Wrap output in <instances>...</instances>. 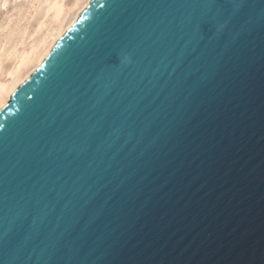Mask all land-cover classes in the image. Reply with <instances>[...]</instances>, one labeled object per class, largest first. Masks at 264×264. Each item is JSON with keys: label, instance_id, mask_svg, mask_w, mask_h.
Listing matches in <instances>:
<instances>
[{"label": "water", "instance_id": "obj_1", "mask_svg": "<svg viewBox=\"0 0 264 264\" xmlns=\"http://www.w3.org/2000/svg\"><path fill=\"white\" fill-rule=\"evenodd\" d=\"M0 264H264V0H90L0 107Z\"/></svg>", "mask_w": 264, "mask_h": 264}, {"label": "bare ground", "instance_id": "obj_2", "mask_svg": "<svg viewBox=\"0 0 264 264\" xmlns=\"http://www.w3.org/2000/svg\"><path fill=\"white\" fill-rule=\"evenodd\" d=\"M8 1L9 0H0V8L5 7ZM89 1L90 0H71L69 4H65L64 0H29L27 1L28 6L26 5V9L24 12L22 11V8H20L21 5L19 6V9L21 10L17 12L18 13L17 17L19 16L20 18L25 19L24 17H26V15H31L34 12L33 9L36 8L37 4L43 6V15H41L42 16L41 20L36 24V26L33 28L31 32L26 31L25 28L22 29L23 31L22 39L24 38L31 39L30 41L31 44L29 45V47L27 48L24 54L21 53L18 54L17 62L14 65L13 69L12 70L10 69L11 71H7L5 73V77L0 79V107L8 99L11 93L41 63V61L44 59V57L52 48V46L55 44V42L72 25V23L76 20L80 12L83 10V8L87 5ZM9 13H12V11ZM12 14L10 16H12ZM48 17H49V25L45 30V32H43L37 39L32 40L33 36L37 32L41 31V29L45 26L44 20L45 18ZM35 18L37 19V16ZM10 21L12 20L10 19V17H8L6 22L2 26H0V30H1L0 33L5 32V35L0 42V61H2V59L3 61H5L4 59H10L9 57L15 55L16 52L18 51V50L16 51L18 44L12 46L10 44L9 46L8 37L10 36V34L12 35L11 33L12 30L11 28H9L10 27L9 25L11 23ZM26 32H30V33L27 34ZM1 65L3 66V63L0 64V66Z\"/></svg>", "mask_w": 264, "mask_h": 264}, {"label": "rangeland", "instance_id": "obj_3", "mask_svg": "<svg viewBox=\"0 0 264 264\" xmlns=\"http://www.w3.org/2000/svg\"><path fill=\"white\" fill-rule=\"evenodd\" d=\"M27 1H29V0H27ZM27 1L26 0H17V1H15V0H9L5 7L0 8V26H2L6 22V20H7L8 17H10V19L12 20V21H10L11 23L9 25L10 26L9 28H11V30H12V32H11L12 35L10 34L11 37L10 36L8 37L9 46H10V44H11V46L12 45H15V44H18L17 45V48H16V51L17 50L18 51L16 52L15 55L10 56L9 57L10 59H4L5 61H3V59H2L3 62L0 61V64L3 63V66L2 65L0 66V68H2V69H0V72L2 71L1 72V75H0V77H1L0 79H2L3 77H5V73L7 71H11L13 69L14 65L17 62L18 54H20V53L21 54H24L25 51L27 50V48L29 47V45L31 44V42H30L31 39H27V38L22 39V34H23L22 29L25 28L26 31H30L31 32L33 30V28L36 26V24L42 18L41 15H43V6H41L40 4H37L36 8L33 9L34 12L32 11L33 13L31 15H26V17H24L25 19L20 18L19 16L17 17V15H18L17 12L21 10V9H19V6L21 5L20 8H22V11L24 12L25 9H26V5L28 6ZM16 2H17V4H16ZM64 2H65V4H69L71 2V0H64ZM16 5H17V8H16ZM39 7H41V8H39ZM11 11H12L13 14L12 13H9ZM15 11H16V13H15ZM11 14H12V16H10ZM13 15H15V16H13ZM32 15H34V16H32ZM36 16H37V19L35 18ZM44 21H45V26L41 29V31L37 32L33 36L32 40L33 39L34 40L37 39L47 29V27L49 25V17L48 18H45ZM30 32H26V33L29 34ZM4 35H5V32L0 33V42H1V39H3Z\"/></svg>", "mask_w": 264, "mask_h": 264}]
</instances>
